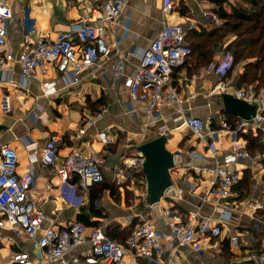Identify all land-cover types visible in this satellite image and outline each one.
Instances as JSON below:
<instances>
[{
	"label": "crops",
	"instance_id": "obj_1",
	"mask_svg": "<svg viewBox=\"0 0 264 264\" xmlns=\"http://www.w3.org/2000/svg\"><path fill=\"white\" fill-rule=\"evenodd\" d=\"M7 1L12 9V18L8 23L7 43L0 45V55L7 52L16 54L20 49L21 19L23 9L27 7L30 15L35 19L38 30L50 31L53 34L75 23L103 24L106 42L112 49L110 56L112 57L114 48L125 51L128 56V72L139 61L141 50L148 45L162 26L177 22L175 11L181 17H188L187 26H182L185 33L189 28L200 29L202 26L219 25L222 22L217 16L216 4L210 0H175L171 9H165L166 0H128L117 24L114 21L97 19L92 15V7L100 5L101 0ZM232 1L229 0L228 4L224 3L223 6L229 8ZM202 2L207 3L202 6ZM225 52L222 48L215 49L211 62L215 64L223 62L226 58ZM208 66L209 63L197 65L193 58H186L175 70L173 68L171 80L178 86L184 98V114L201 117L209 127L217 129L213 139L215 144H218L216 157L221 158L229 152L231 146V135L220 129L218 124L222 113L225 114L226 119L228 117L221 107V92H224L223 87H227V91L233 93L235 89L246 87V85H239L238 82L242 71L241 64H237L222 77L215 72H207ZM43 81L51 82L55 92L44 94L41 89ZM218 83L221 87L217 85ZM262 88L264 86L259 89ZM100 91L105 92L107 103L110 105V118L106 119V122L93 121L85 126L90 115L81 119L76 105L86 103V99L91 103L95 102ZM191 93L193 96H189ZM128 101L127 88L122 81L111 79L107 62L86 67L79 75L77 82L64 81L60 72L47 65L45 72L37 69L24 86L20 85L17 63L7 61L0 66V146L7 143L16 150L18 173L29 170L33 175L30 196L38 199V204L47 212L49 219L45 221V224H53L61 228L84 214L90 221L99 222L97 225L85 224L87 227L101 226L103 228L111 223L127 227L131 221H128L126 217L132 215V219L136 218L140 221L150 219L157 228H165V223L170 218L164 215L163 210L166 208L171 210V215L177 219H182L190 209H196L203 215L214 212L213 202L205 193V187L209 185L208 178L198 179L192 170L186 169L189 163L208 166L213 162V155L206 142L190 131L192 135L190 139H183L182 134L176 139L178 132L185 128L177 126L179 122L175 120L176 111L173 107H163L161 115L157 114L155 116L157 118L154 119L145 115L140 104L135 102L133 103L134 115L132 114L134 118L131 113L124 112ZM114 111L124 112L118 115L121 118L120 121L129 120L133 127H139V131L142 130L143 134L154 133L140 143L157 136L159 125L165 124L168 127L164 135L165 145H168L167 149L178 156L174 165L169 168L174 193L168 197H162L157 208L148 202L149 210L127 209L116 202L117 199H114L108 190H105L103 199L106 212L101 209L100 215H93L89 207L91 203L89 190L84 193L79 189L76 190L70 184L60 180L53 166H44L38 159L31 161L33 154L38 157L40 148L50 140L51 136H55L54 145L61 159L70 151H77L83 155L99 154L104 157L102 165L104 179L113 182L112 167L119 163L124 154H119V161L108 165L106 159L116 155L118 151H109L107 146L110 139L107 137L109 143L103 145L97 133L104 124H108L103 128L107 130L113 125L111 123L114 120L113 117L115 119L118 117ZM259 112L264 116V104L259 108ZM235 117L237 121L240 118ZM80 127H84L85 130L79 133ZM248 130L254 134L259 133L260 142L264 143V120L260 126L251 127ZM238 135L243 139L241 132ZM249 151L252 154L259 152L261 157L257 160L239 158L236 162L235 166L241 174L239 181L242 180L240 184L235 185L228 198L236 217L226 222L227 233L218 237L198 236L193 244L183 246L179 250L177 264H255L251 256L264 251V215L260 213L264 208L258 209L252 216L246 206L249 200L264 202V151ZM107 171L111 175L106 176ZM138 178L142 179L140 181L146 190L144 173ZM246 178L248 181L243 185ZM135 179L130 181V186H126L137 187ZM116 185L118 190L123 192L124 185ZM100 199H94L92 204L101 208L102 200ZM95 200L98 201L95 202ZM231 234L238 236L236 245L229 240ZM87 247L86 244L78 246L70 251L68 256H77L80 259L77 264H83L86 259L83 251ZM21 249L33 254L30 240L16 237L8 229L3 228L0 241V264H18L13 260L12 254ZM137 262L150 264L145 259H138Z\"/></svg>",
	"mask_w": 264,
	"mask_h": 264
},
{
	"label": "built area",
	"instance_id": "obj_2",
	"mask_svg": "<svg viewBox=\"0 0 264 264\" xmlns=\"http://www.w3.org/2000/svg\"><path fill=\"white\" fill-rule=\"evenodd\" d=\"M127 2L128 0H101L100 5L92 7L91 13L97 19L110 20L117 24ZM174 3L175 0H166L165 9H171ZM206 3L202 2L201 5ZM29 12V8L23 9L20 49L16 54H1L0 66L7 61L17 63L20 85L24 86L37 69L45 72L47 65L60 72L64 81L77 82L86 67L107 62L111 79L122 81L127 88V111L131 115H134L135 102L140 104L145 115L154 119L157 114L161 115L163 107H173L176 111L175 120L179 122L177 126H183L194 136L204 140L213 155L210 165L189 163L186 169L192 170L198 179L208 178L209 185L205 187V193L213 202L214 212L203 215L196 209H190L182 219H177L171 215V210L166 208L163 210L164 215L170 218L166 221L165 228H157L150 219H142L134 225L122 242L110 238L101 226L87 227L78 219L69 221L61 228L45 224L49 219L47 212L38 204V199L30 196L33 175L29 170L17 172L16 150L3 143L0 146V241L2 229L6 228L14 236L30 240L33 248V254L23 249L14 252L13 260L18 264H37L39 261L77 264L80 259L68 254L74 248L86 244L88 247L83 251L86 257L83 264H138V259H145L150 264H177L179 250L183 246L193 244L198 236L218 237L226 234V222L236 217L228 201L241 177L235 166L236 162L239 158L257 160L261 157L259 152L252 154L246 147L245 140L238 134L251 127L260 126L264 120V116L259 112V108L264 104V88L256 89L248 85L234 90L235 96L256 104L257 110L250 119L239 118L234 127L229 126L225 114L220 115L218 124L220 129L231 135V146L228 153L217 158L213 139L217 129L209 127L201 117L184 114V98L178 86L171 80L173 68L182 64L191 54L185 30L180 24H164L141 50L139 61L128 72V56L125 51L114 48L113 55L110 56L112 49L106 42L103 24L75 23L53 34L50 31L38 30L35 19ZM11 18L12 9L8 1L0 0V45L7 43L8 23ZM214 18L218 20L216 16ZM230 61V54H226L220 64L211 62L207 72L212 71L222 77L229 69ZM217 85L221 87L220 83ZM41 89L44 94L55 92L49 81H43ZM223 89L224 92L227 91V87ZM105 111L106 108L103 107L100 112L90 116L85 126L100 119ZM84 130V127L78 129L79 133ZM167 130L165 124L159 125L158 135H165ZM97 135L103 145L109 143L104 130ZM54 141L55 136H51L40 148L38 157L33 154L31 161L38 159L44 166H53L62 182L83 193L88 192L93 183L104 179L103 156L70 151L61 159ZM137 146L134 154L122 156L119 163L112 167L114 183L122 185L143 175L144 156ZM246 206L253 216L258 209L264 208V202L249 200ZM132 217L128 215L126 219L131 221ZM237 237V234L229 235L233 245L237 244ZM251 259L255 264H264V251L251 256Z\"/></svg>",
	"mask_w": 264,
	"mask_h": 264
},
{
	"label": "trees",
	"instance_id": "obj_3",
	"mask_svg": "<svg viewBox=\"0 0 264 264\" xmlns=\"http://www.w3.org/2000/svg\"><path fill=\"white\" fill-rule=\"evenodd\" d=\"M210 1L216 4V13L222 22L219 25L186 30V38L191 47V54L188 58H193L197 65L210 64L215 49L222 48L231 56L227 72L237 64L242 65L238 79L239 85H252L256 89L261 88L264 86V0H233L230 2L229 8L223 6L229 0ZM228 35L230 38L227 40ZM226 114L229 126L234 127L237 118L228 112ZM241 136L245 140L246 147L252 152L255 150L264 151V143L260 142L259 133L254 134L248 130L241 133ZM107 147L110 151V145ZM241 180L237 184H240ZM247 181L248 178L244 179L243 185ZM105 190H108L114 199L120 198L118 186L114 182L103 179L93 183L89 189L91 200L89 207L93 215L101 214V208L95 207L92 202L94 199H98ZM260 213L264 215V210ZM78 220L87 225L99 223L97 220L90 221L84 214L79 215ZM138 222H140L139 219L133 218L127 227L111 223L103 227V230L113 240L121 242Z\"/></svg>",
	"mask_w": 264,
	"mask_h": 264
},
{
	"label": "rangeland",
	"instance_id": "obj_4",
	"mask_svg": "<svg viewBox=\"0 0 264 264\" xmlns=\"http://www.w3.org/2000/svg\"><path fill=\"white\" fill-rule=\"evenodd\" d=\"M232 1V0H230ZM236 1V0H235ZM228 4V3H226ZM182 7H184L183 5H181ZM228 7V6H227ZM175 15L177 22H175L176 24H180L181 26L185 27L188 24V17H181L179 15V13L177 11H175ZM172 23V22H170ZM230 35H228L227 38H229ZM226 40V38H225ZM225 54H229L228 52H225ZM98 97H97V102L95 100V102H90L87 99L85 100L86 103L82 104V105H76V108L80 111V115H81V119H83L84 117H87L88 115L93 116L95 113L100 112L101 109L103 107L106 108V111L104 112V114L102 115V117L100 119L97 120V122H100L102 120H106L109 119V114H110V105L107 103V97L105 95L104 91H100L98 93ZM124 112H128L127 109L124 110ZM121 111L115 112L116 115H122ZM129 113V112H128ZM130 114V113H129ZM114 120L111 121V123L113 124L110 128L107 129H103L104 127H107L108 124H104L102 126V128H99V132L100 131H105L107 137L110 139V149L112 151L117 152L116 155H111L109 158L106 159V163L109 164H113L117 161H119V154L121 155V153H123L124 155H131L135 153V149L136 146L140 143L141 140H144L148 137H151L152 135H154L153 132H149V133H144L142 132V130L139 131V127H133V124H131L129 122V120H125V122L120 121V117L118 116L116 119L113 117ZM106 122V121H105ZM109 123V122H108ZM106 125V126H105ZM182 134V138L183 139H190L191 138V134L189 133V131L187 132L186 129H182L178 132V134L175 136L176 139ZM175 141V139H174ZM181 144V142H180ZM166 147L169 148V146L167 145ZM216 148H218V144L216 145ZM117 150V151H116ZM121 159V158H120ZM111 175V173H109V171L106 172V176ZM105 176V175H104ZM140 176H137V187L133 186V187H127L126 185H131L130 181L125 182L124 188H123V192H120V199H117L116 202L122 204L123 207H127V209L131 208L133 210L137 209V210H146V209H150L147 199H146V190L143 187V183L140 181L142 180L141 178H138ZM142 183V184H141ZM119 195V194H118ZM128 195V198H127ZM104 192L103 194H101L99 196V199L102 200L101 201V209H103L105 211V203H104ZM123 196H124V200H123ZM127 200V201H126ZM111 203V201H109ZM102 203L104 205H102ZM106 212V211H105Z\"/></svg>",
	"mask_w": 264,
	"mask_h": 264
},
{
	"label": "water",
	"instance_id": "obj_5",
	"mask_svg": "<svg viewBox=\"0 0 264 264\" xmlns=\"http://www.w3.org/2000/svg\"><path fill=\"white\" fill-rule=\"evenodd\" d=\"M222 109L243 119H250L256 114L257 105L235 96L231 92H221ZM165 136L157 135L138 144L137 149L144 156L142 170L146 180V199L155 208L161 198L173 195L169 168L176 158V154L167 149Z\"/></svg>",
	"mask_w": 264,
	"mask_h": 264
}]
</instances>
